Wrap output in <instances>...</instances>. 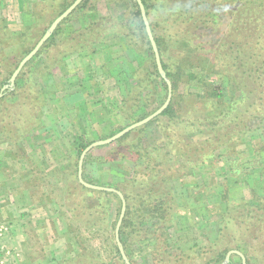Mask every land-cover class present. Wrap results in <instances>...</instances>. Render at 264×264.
Masks as SVG:
<instances>
[{
    "label": "trees",
    "instance_id": "16d2710c",
    "mask_svg": "<svg viewBox=\"0 0 264 264\" xmlns=\"http://www.w3.org/2000/svg\"><path fill=\"white\" fill-rule=\"evenodd\" d=\"M61 1L54 2L58 8L54 4L49 5L52 6L51 8L55 6L54 10L47 8L46 2L38 21L26 26L22 34L15 37L17 42L24 40L27 45L20 54L10 57L12 61L8 58L3 62V65L5 62H8V65L4 67L5 73L0 78V90L8 83L21 60L32 51L53 21L75 0ZM89 1L91 0H84L58 26L38 54L23 68L16 80L15 89L0 99V141L3 143L17 144L39 129L44 118L46 103L42 75H50L53 66H48V62L43 59L47 70L38 79L35 75L36 67L32 64H36L42 54L51 49L55 40L61 36L65 23L78 11L86 14L84 10ZM142 1L160 51L163 67L173 85L172 101L169 107L152 122L131 131L115 143L93 149L85 159L83 177L88 183L115 188L124 194L127 210L120 229V238L132 264H138L132 258L133 248L145 242L150 246L154 245L155 255L168 257L169 262L179 264L185 258L192 259L191 254L182 253V256L174 258V254L169 252L166 244L169 228L174 225L179 226L177 219L182 220V217L183 220H188L193 228L197 224L193 212L183 211L184 207L177 202L175 181H182L184 176L196 168L211 167L217 149H227L237 145L251 132L264 131V0ZM108 2L116 6L129 4L128 19L132 25L125 24L121 19L115 22L113 17H98L99 19L94 23L90 22L83 27L84 32L79 30L76 37L67 43L71 47V52L63 51L59 54L61 62L64 63L69 57L68 54L73 52H79L80 55L96 54L97 46L102 43V35L97 30L106 22L113 23L114 28L121 29L120 34L127 39L130 46L134 43L143 45L141 52L137 48L133 49L139 51L138 54L148 55V58L132 71L135 84L125 87V98L122 100L120 110L124 120L130 122L112 131L107 138L155 112L163 105L168 95V86L158 72L138 3L136 0H108ZM237 6L239 12L232 13L235 15V21L231 24V29L224 30L222 28L224 16H230ZM91 10L94 11L95 7L90 8L88 12ZM40 21L45 25L44 28H38L41 25ZM4 29L9 33L3 35L1 43L6 42L5 36L7 38L15 36L7 27ZM170 44L174 48H170ZM207 73L214 74L220 83L208 85ZM248 81L254 84V90ZM232 82H235L241 93V98L237 99L235 104L233 101L227 103L223 92L225 87L222 88ZM33 83L37 86L35 87ZM182 85H185L188 91L195 86L204 90L202 97L215 100L219 106V116L195 119L194 114L191 117L183 114L179 106L183 94L179 93ZM158 96L157 108L143 117L135 115L137 112L134 108L140 106L144 100L142 97H146L145 104L148 105ZM251 107L254 111H245V108ZM155 125L158 129V139L150 142L145 137L146 131ZM176 127L178 129L184 127L187 132L185 131L180 137L175 133ZM192 132H198L204 138L191 139L189 135ZM93 141L83 140L74 149L72 157L74 161L71 159L73 169L70 173L73 177L71 185H67V192L74 197L77 190H83L87 196L97 197L98 204L91 207L93 216L109 214L112 211L113 201L119 202L116 219L112 222L109 234L110 251L125 264L115 239V227L122 207L120 197L115 193L88 189L78 179L80 155ZM100 152L104 153L101 157L103 159H94V155ZM228 159L231 169H236V162L231 160V156ZM121 160L133 162V175L129 179H122L119 183H113L108 178L112 173L121 174L123 178L121 165L124 164L118 163ZM95 165L97 167L104 165V168L95 172ZM254 196L264 203L255 192ZM225 197L228 198L226 195ZM79 207L76 204L71 208L76 218L79 217L77 212ZM221 220L217 226L214 242L203 248L202 254L204 253L205 256L202 255V264H221L231 250L243 252L247 264H264V205H255L246 201L237 203L228 201ZM236 258L242 264L238 255H233L229 264H236ZM90 264L105 263L90 262Z\"/></svg>",
    "mask_w": 264,
    "mask_h": 264
},
{
    "label": "rangeland",
    "instance_id": "374dc122",
    "mask_svg": "<svg viewBox=\"0 0 264 264\" xmlns=\"http://www.w3.org/2000/svg\"><path fill=\"white\" fill-rule=\"evenodd\" d=\"M56 1L0 0V78L8 65V62L3 65L5 59L20 54L27 45L24 40L17 42L15 37L21 35L26 26L38 21L46 2L47 8L54 10L55 6L51 8L49 5H56ZM93 7L95 10L88 12ZM128 8L127 3L116 6L108 0L89 1L84 10L86 14L78 11L65 23L61 36L51 49L43 53L36 64H32L36 67L38 79L47 70L43 59L48 66H53V71L50 75H42L46 103L39 129L17 144L0 141V264H123L111 253L109 238L119 202L113 201L109 214L93 216L91 207L98 204L97 197L91 198L83 190H77L72 197L67 192V185H71L72 157L78 144L83 140L95 142L106 139L112 131L130 122L124 120L120 111L125 98L124 89L135 84L132 71L143 64L148 55L138 54L143 45L134 43L130 46L120 34L121 29L114 28L112 22H106L97 30L102 35V43L97 46L96 54L73 52L68 54L65 63L61 62L59 54L71 52L67 43L76 37L79 30L84 32L85 25L94 23L100 17H113L115 22L121 19L125 24L132 25L128 19ZM237 11L238 6L230 16H224V30L231 29L235 21L232 13L237 14ZM5 27L15 36H5L6 42L1 43L3 35L9 33ZM44 27L41 24L38 28ZM169 46L174 48L171 44ZM207 75L208 85L220 83L214 74ZM248 82L254 90V84ZM222 88L227 103L233 101L235 104L241 98L235 82ZM7 93L9 91L4 96ZM179 93H183L180 109L188 117L193 114L195 119L219 116V106L215 100L202 97L205 91L201 88L195 86L188 91L182 85ZM146 97H142L144 100L140 106L134 108L138 117L152 112L159 104V96L148 105L145 104ZM245 111L254 109L245 108ZM181 129L174 128L180 137L187 132L184 127ZM157 130L156 125L152 126L145 137L150 142L156 141ZM189 138L200 140L204 136L192 132ZM103 155V152L96 153L94 159H103ZM229 156L236 162V169H231ZM213 159L211 167L196 168L182 181L174 183L177 202L184 207L183 211L193 212L197 224L193 228L182 217V220L177 219L179 226L169 228L166 244L174 258L182 256V253L191 254L192 259L185 258L183 262L178 261L179 264H202V257L205 256L203 248L214 242L228 201L264 205L254 196L255 192L264 202V131L251 132L237 145L217 149ZM126 162H118L124 164L121 165L123 178L121 174L112 173L109 181L119 183L133 175V162ZM101 168L104 165H95L94 171L98 172ZM23 188L27 195L24 198L26 204L22 206L18 196ZM20 200L23 202V198ZM76 204L80 206L78 218L71 211ZM24 241L26 244L29 242L28 253L23 249ZM139 245L131 249L132 258L138 264H177L169 262L168 257L155 255L154 245L150 246L148 242ZM235 263L240 264L238 258Z\"/></svg>",
    "mask_w": 264,
    "mask_h": 264
},
{
    "label": "water",
    "instance_id": "95a60500",
    "mask_svg": "<svg viewBox=\"0 0 264 264\" xmlns=\"http://www.w3.org/2000/svg\"><path fill=\"white\" fill-rule=\"evenodd\" d=\"M83 1L84 0H75L60 16H58L53 21V23L46 30V32L41 37V39L37 42V44L32 49V51L21 60L18 67L13 72L12 76L10 77L8 83L2 87V89L0 91V99L4 96L6 91H13L15 89L16 80H17L18 76L20 75L21 71L23 70V68L38 54V52L43 47V45L49 40V38L52 36V34L56 31L58 26L73 13L76 10V8ZM136 2L139 5L141 16H142L143 22L145 24L146 32H147L148 38L150 40L154 55H155V61H156L158 72L161 75V77L165 80V82L167 83V86H168V95H167L166 101L155 112H153L149 116L143 118L142 120L137 121V122L125 127L123 130L119 131L118 133L114 134L113 136H111L109 138L97 140V141L91 143L90 145H88L82 151L80 158H79V162H78V179H79V182L84 187H86L88 189H92V190L115 193L121 199L122 207H121V213H120V216H119L118 222L116 224V228H115V239H116L120 254H121L125 264H132L130 259L128 258L127 254H126L124 245H123L121 238H120V229H121L123 220L125 218L126 210H127L126 198H125L124 194L118 189L94 185V184H91V183H88L87 181H85V179L83 177V169H84L85 159H86L87 155L93 149L115 143L116 141H118L120 138L124 137L126 134L130 133L131 131H133L137 128L143 127V126L147 125L148 123L152 122L154 119H156L158 116H160L169 107V105L172 101L173 85H172L171 80L167 77L166 71L163 67L160 51H159L156 39H155L153 31H152L150 21L148 19V15H147L145 5H144L142 0H136ZM233 255H238L242 260V264H247L246 256L244 255L243 252H241L239 250L229 251L225 257V260L221 264H229L231 257Z\"/></svg>",
    "mask_w": 264,
    "mask_h": 264
},
{
    "label": "crops",
    "instance_id": "0c3cea01",
    "mask_svg": "<svg viewBox=\"0 0 264 264\" xmlns=\"http://www.w3.org/2000/svg\"><path fill=\"white\" fill-rule=\"evenodd\" d=\"M1 164V163H0ZM21 190V192L20 193H22V194H19V196H18V201H19V203L20 204H22V206L23 205H25L26 203H25V199L24 198H26L25 197V194H26V191H25V189L23 188V189H20ZM24 191V192H23ZM27 195V194H26ZM17 196V195H16ZM20 198H23V202H21V200H20ZM21 216L22 215H20V218H21ZM26 241H24V243H25ZM29 242H27V244L25 243V246L22 244V246H23V249H24V251H26L27 253L29 252Z\"/></svg>",
    "mask_w": 264,
    "mask_h": 264
}]
</instances>
